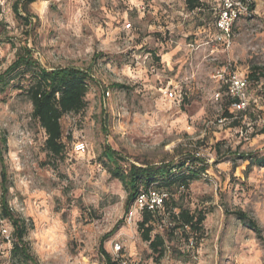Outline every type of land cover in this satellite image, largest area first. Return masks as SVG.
<instances>
[{"label":"rangeland","instance_id":"1","mask_svg":"<svg viewBox=\"0 0 264 264\" xmlns=\"http://www.w3.org/2000/svg\"><path fill=\"white\" fill-rule=\"evenodd\" d=\"M14 1L0 20V71L26 43L46 68L88 69L92 80L85 109L61 118L60 158L47 152L19 79L0 86V194L3 169L9 206L31 220L25 239L33 257L11 255L12 227L0 217V264H105L100 247L112 257L114 242L133 263L264 264V166L248 168L236 154H264V76L252 85L256 102L238 124L219 122L224 99L212 97L216 67L246 75L251 65L264 66V0H251L252 12L234 24L226 48L207 35L215 30L209 5L217 0H200L193 10L184 0H37L27 6L30 25L13 12ZM172 86L169 97L164 90ZM77 141L83 153L75 152ZM106 147L124 171L132 163L175 165L195 150L213 158L173 169L188 174L195 167L188 186H160L178 189L185 207L205 212L202 237L169 235L156 260L138 231L141 213L128 221L133 203L125 212L126 190L109 172ZM235 209L256 219L260 237ZM169 220L155 221L151 234H163Z\"/></svg>","mask_w":264,"mask_h":264},{"label":"trees","instance_id":"2","mask_svg":"<svg viewBox=\"0 0 264 264\" xmlns=\"http://www.w3.org/2000/svg\"><path fill=\"white\" fill-rule=\"evenodd\" d=\"M37 0H15L11 5L15 15L22 20L25 25H30L31 15L27 11V6ZM185 6L188 10L199 8L203 5L200 0H184ZM7 0V5H8ZM252 3L250 8L252 9ZM8 7V6H7ZM218 3L209 5V9L213 12V23L217 16ZM23 10L25 15H22ZM5 12L0 9V20H3ZM215 29V28H214ZM215 31V30H214ZM26 38L28 31L26 30ZM211 33V31H208ZM11 46H15L12 39ZM247 80L249 89L248 107L246 111H235L228 107V101L224 99V109L222 111L223 117H234L232 122L238 124L242 116L249 112L252 105L256 102V98L252 94V85L258 84L259 79L264 76V66L251 65L249 73L244 75ZM21 78H25L27 83L24 85L19 83ZM19 79L15 86L23 92L26 99L32 105L31 116L35 119L39 126L45 132L44 145L49 154L55 158H60L63 155L65 144L62 140V126L61 118L66 114H77L83 111L87 105L85 94L88 88L89 81L92 80L90 71L88 69L79 68L76 66H59L53 68H46L43 66L37 57L34 56L33 51L26 43L15 46L14 59L0 71V86H6L9 82ZM118 87H124L123 84H118ZM264 132V129L259 133ZM0 144H5V137L0 136ZM103 155L112 167H109V172L117 178L124 189L126 190L125 212H127L134 202L137 194L141 189L148 187H155L160 189V186L170 188L172 186L182 185L188 186V179L195 177V167L191 165L188 167V174L183 173L182 170L173 173V169L182 168L185 164H193L200 159L194 155H187L180 162L175 165L162 162L160 165L153 163L146 164H130L126 171L122 170L118 164V158L115 157V152L111 147H106ZM240 159L248 161V168L252 166H264V154L257 156L254 153L239 152L236 153ZM202 163L204 162L201 159ZM204 166V165H203ZM233 162V167H235ZM197 169V168H196ZM2 174V192L0 194V217L8 220L12 227L11 239L13 240L10 253L14 257L21 260H32L33 257L29 252L28 244L25 239L28 229L32 227L30 219L17 215L9 206L6 198L7 186L5 182V171L1 170ZM156 184V186H152ZM164 190V189H162ZM167 197L164 200L163 207L159 212H151L143 209L141 219L138 221V231L141 239L148 243V247L155 259L158 260L164 255L165 241L170 237L180 232L184 240L189 242L191 238L198 240L203 234V221L205 219V212L201 209H189L182 204L183 193L178 189L167 191ZM232 213L244 223L248 228L254 230L256 234L261 236V227L256 219L250 216L242 209H235ZM162 216L169 217L168 225H165L164 233L152 231L155 221H160ZM117 224L105 234L102 238L114 233ZM100 252L105 258V264H113L112 257L100 247ZM140 264V263H134Z\"/></svg>","mask_w":264,"mask_h":264},{"label":"built area","instance_id":"3","mask_svg":"<svg viewBox=\"0 0 264 264\" xmlns=\"http://www.w3.org/2000/svg\"><path fill=\"white\" fill-rule=\"evenodd\" d=\"M218 11L214 21L215 31L208 33L210 41L219 43L223 48L229 47L233 37V27L238 19L250 15L251 0H217ZM7 0H0V9L5 12ZM125 28H130V23H126ZM213 78L217 83V88L214 90L212 97L214 100H221L225 97L228 101V107L235 111H246L248 107L249 89L245 76L236 70L227 69L226 67H216L214 69ZM165 94L173 97L176 93L175 86L167 87ZM107 95L109 94L106 92ZM234 117H221L219 122L224 120L232 121ZM86 147L84 142L77 141L74 143V150L77 153H83ZM194 156L204 158L206 163H211L213 158L209 155H204L199 150L193 152ZM167 192L155 187L141 189L137 194L131 210L128 212V221L132 220L134 213L141 212L147 209L151 212H159L162 207ZM5 232V230H4ZM113 264H134L131 259H128L123 253V246L118 243H113L112 253Z\"/></svg>","mask_w":264,"mask_h":264},{"label":"crops","instance_id":"4","mask_svg":"<svg viewBox=\"0 0 264 264\" xmlns=\"http://www.w3.org/2000/svg\"><path fill=\"white\" fill-rule=\"evenodd\" d=\"M34 3V2H33Z\"/></svg>","mask_w":264,"mask_h":264}]
</instances>
